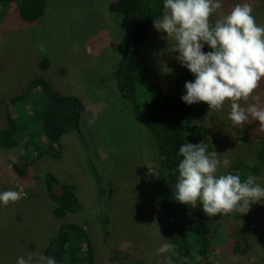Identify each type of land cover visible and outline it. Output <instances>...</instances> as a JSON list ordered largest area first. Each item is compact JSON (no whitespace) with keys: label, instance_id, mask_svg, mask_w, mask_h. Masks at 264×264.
I'll list each match as a JSON object with an SVG mask.
<instances>
[{"label":"rangeland","instance_id":"rangeland-1","mask_svg":"<svg viewBox=\"0 0 264 264\" xmlns=\"http://www.w3.org/2000/svg\"><path fill=\"white\" fill-rule=\"evenodd\" d=\"M110 1L49 0L46 15L36 24H24L15 18L0 20V132L9 127L4 100L24 92L35 77L48 79L63 93L80 96L87 105L84 121L92 135V159L99 173L106 176L103 184L107 191L101 199L86 161L91 150L87 151L73 135L64 138L61 157L39 160L25 179L19 178L12 167L23 163L21 149L0 147V193L13 190L20 194V199L7 205L0 201V264H17L18 257L29 253L34 254L35 261L44 255L51 234L65 222L87 225L97 264H132L109 261L110 245L145 264H163L164 256L170 255L157 253L169 241L157 200L151 193L153 184L144 172L148 173L145 165L151 158L146 133L125 103L99 81L111 73L123 51L122 23L109 12ZM220 3L221 7L209 17L210 26L237 4L251 5L257 25L264 26V0ZM174 43L167 33L150 29L143 64L157 70L162 81L173 78L182 68L176 60L179 53L168 51V45ZM45 58L50 64L43 69L40 63ZM256 97L264 107V78L247 101L238 103L246 110L258 102ZM230 103L226 100L220 109L207 105L201 116L202 104L198 102L199 112L192 115L196 136L204 130L212 152L221 161L217 176L224 175L238 160L263 167L260 154L264 129L251 117L243 125H234L229 119ZM225 159L231 161L227 166L222 163ZM47 172L76 186L85 206L84 215L71 214L63 220L53 217L54 205L43 182L32 179ZM255 182L264 187V173ZM102 212L111 219L112 237L108 242L97 221ZM212 224L217 233L211 242V264H264V199L251 203L247 214H241L239 206L232 212L216 214ZM237 249L247 252L239 253Z\"/></svg>","mask_w":264,"mask_h":264},{"label":"trees","instance_id":"trees-1","mask_svg":"<svg viewBox=\"0 0 264 264\" xmlns=\"http://www.w3.org/2000/svg\"><path fill=\"white\" fill-rule=\"evenodd\" d=\"M49 0H0V20L19 19L24 24L40 22L47 13ZM164 0H112L108 10L122 23L120 36L123 51L120 60L103 81L123 101L132 118L145 131L151 158L147 162L157 169L159 176L147 175L152 195L157 200L164 232L170 243L177 247L173 264H211V242L217 233L213 227L214 217L203 211L202 201L185 205L176 200L178 163L182 159L179 147L185 143L206 146V154L212 152L210 140L204 130L197 137L192 115L199 112L197 103L188 105L182 101L186 94L185 82L195 80L186 67L180 68L173 78L162 81L157 70L143 64L142 53L154 20L162 17ZM207 53L212 49L205 44ZM49 59L40 63L49 66ZM7 105L8 129L0 132L2 149L20 148L23 163L13 164L19 178L29 177V171L44 157H61L66 136L73 135L90 153L86 154L89 171L94 175L100 198L107 193L97 164L92 159V135L85 126L87 105L77 95L63 93L44 77H35L27 89L4 100ZM200 103V102H199ZM199 114L204 115L208 105L201 102ZM14 112H17L15 114ZM262 166L238 160L225 174L238 175L244 182L247 177L256 180L264 173V148L260 154ZM146 169V168H145ZM224 174V175H225ZM32 176L43 182L48 199L53 203L52 215L63 220L69 215H84L86 210L80 201L74 184L65 183L52 173ZM103 238L111 239V219L104 212L97 216ZM247 244V240H245ZM246 253V249H237ZM172 253H170L171 255ZM45 256H52L57 264H97L93 241L86 224L65 222L47 240ZM109 261L145 264L129 252L109 248ZM186 258V259H185Z\"/></svg>","mask_w":264,"mask_h":264},{"label":"clouds","instance_id":"clouds-1","mask_svg":"<svg viewBox=\"0 0 264 264\" xmlns=\"http://www.w3.org/2000/svg\"><path fill=\"white\" fill-rule=\"evenodd\" d=\"M220 7V0H164L162 17L154 20V28L174 38L175 43L168 45V51L179 53L176 60L196 77L185 82L183 102L188 105L204 102L210 109H220L227 100L231 102L229 119L234 125H243L251 117L264 129V107L260 106L259 97L246 110L238 103L247 101L264 78V26L257 25L249 4H237L210 26V15ZM205 44L212 51L203 52ZM179 154L182 159L174 169L178 171L175 194L179 202L188 205L200 200L205 214L214 217L238 206L241 214H247L251 203L264 199V187L255 182V176L244 182L238 175L217 176L221 161L216 152L206 154V146L187 142L179 147ZM222 163L227 166L231 161L225 159ZM145 166L148 175L159 176L151 164ZM18 199L20 194L16 191L0 193L4 205ZM176 247L167 242L157 250L158 254L172 253L164 256L163 264H173ZM17 264H57V261L42 254L34 261V254L29 253L27 257H18Z\"/></svg>","mask_w":264,"mask_h":264}]
</instances>
